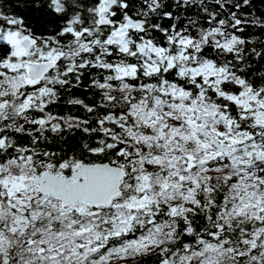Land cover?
I'll list each match as a JSON object with an SVG mask.
<instances>
[{
    "label": "snow or ice",
    "instance_id": "6c2138e0",
    "mask_svg": "<svg viewBox=\"0 0 264 264\" xmlns=\"http://www.w3.org/2000/svg\"><path fill=\"white\" fill-rule=\"evenodd\" d=\"M0 264H264V0H0Z\"/></svg>",
    "mask_w": 264,
    "mask_h": 264
}]
</instances>
